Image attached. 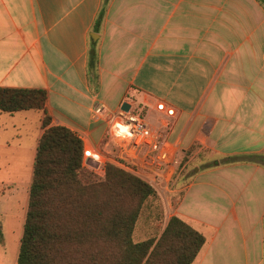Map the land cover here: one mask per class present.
I'll return each mask as SVG.
<instances>
[{"label": "crops", "instance_id": "1", "mask_svg": "<svg viewBox=\"0 0 264 264\" xmlns=\"http://www.w3.org/2000/svg\"><path fill=\"white\" fill-rule=\"evenodd\" d=\"M0 88L44 89L50 125L85 134L92 147L107 129L93 116L96 104L143 107L148 125L188 156L192 173L168 208L206 239L193 264H264V166L251 161L264 156V9L256 0H0ZM43 131L40 111L0 112V201L23 187L27 204ZM17 213L24 216L20 204ZM5 227L0 264H17L23 225L9 249Z\"/></svg>", "mask_w": 264, "mask_h": 264}, {"label": "trees", "instance_id": "2", "mask_svg": "<svg viewBox=\"0 0 264 264\" xmlns=\"http://www.w3.org/2000/svg\"><path fill=\"white\" fill-rule=\"evenodd\" d=\"M256 1L264 9V0ZM104 12L105 3L94 30ZM88 71L90 82L96 83L97 56L91 46ZM46 99L44 89L0 88V112L40 111L44 128L34 159L17 264H193L206 239L177 215L169 217L159 237L134 240L140 209L157 193L111 163L102 178L85 168L81 139L66 126L50 125ZM187 158H182L177 171ZM251 161L264 166L263 155Z\"/></svg>", "mask_w": 264, "mask_h": 264}, {"label": "built area", "instance_id": "3", "mask_svg": "<svg viewBox=\"0 0 264 264\" xmlns=\"http://www.w3.org/2000/svg\"><path fill=\"white\" fill-rule=\"evenodd\" d=\"M128 104V110L120 107L112 111L99 104L93 107L94 118L104 119L107 129L103 144L97 147L90 145L85 134L77 133L83 143L82 164L104 176L106 165L111 163L139 177L170 202L184 151L148 125L143 107ZM156 109L167 117L174 116V110L164 103H157Z\"/></svg>", "mask_w": 264, "mask_h": 264}, {"label": "rangeland", "instance_id": "4", "mask_svg": "<svg viewBox=\"0 0 264 264\" xmlns=\"http://www.w3.org/2000/svg\"><path fill=\"white\" fill-rule=\"evenodd\" d=\"M187 165L190 170L188 169L186 170L185 167ZM87 169L89 171H92L89 168ZM191 173H192V170H191V167H189V164L186 161L183 162L182 166L178 170V173H176L174 177L173 187L177 188L178 186H180L184 178H188V176ZM98 177L102 178L104 176H98ZM23 178H24V174H23ZM25 192H26L25 188L19 187L18 191L15 192L12 195V197H9L7 193H5L4 196H1L2 200L0 201V205H1L0 206V224L6 225L5 230H6V236H7L6 241H7L8 249L16 245V242L18 243L19 238H20L21 229H22V225L24 222V217H25L26 207H27V204L25 205ZM9 200L14 201V203L11 204ZM176 200L177 198L174 193L171 195V202H172L171 205L172 206L175 204ZM19 204L21 205V208H23V212H24L23 217H20V215L18 216V213L16 216H14L15 206ZM168 207L169 208L171 207L168 205V202L163 200L158 195L156 198L148 200V202L145 203V205L141 207L140 209L141 213L139 215V219L136 224V228L134 232V240L136 241L141 240V239H144L154 234H156L159 237V235L161 234V232L163 231L167 223L166 221H168L166 220V217H170L169 216L170 211ZM16 211H19V207ZM8 227L11 228L10 231H8ZM0 233H2L1 229H0ZM8 256H10L9 251H8Z\"/></svg>", "mask_w": 264, "mask_h": 264}, {"label": "water", "instance_id": "5", "mask_svg": "<svg viewBox=\"0 0 264 264\" xmlns=\"http://www.w3.org/2000/svg\"><path fill=\"white\" fill-rule=\"evenodd\" d=\"M94 36H97V35L92 33V37H94ZM121 109L128 110L129 109V104L126 103V102L122 103Z\"/></svg>", "mask_w": 264, "mask_h": 264}]
</instances>
